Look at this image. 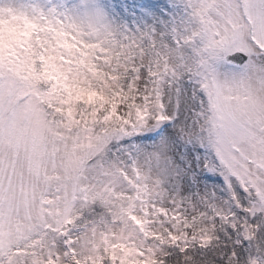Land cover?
Segmentation results:
<instances>
[{
  "label": "snow or ice",
  "instance_id": "1",
  "mask_svg": "<svg viewBox=\"0 0 264 264\" xmlns=\"http://www.w3.org/2000/svg\"><path fill=\"white\" fill-rule=\"evenodd\" d=\"M0 264H264V0H0Z\"/></svg>",
  "mask_w": 264,
  "mask_h": 264
}]
</instances>
